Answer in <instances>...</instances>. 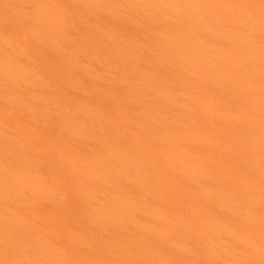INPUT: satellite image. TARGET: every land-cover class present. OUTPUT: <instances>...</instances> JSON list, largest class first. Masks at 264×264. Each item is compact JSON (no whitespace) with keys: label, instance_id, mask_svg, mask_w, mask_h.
Instances as JSON below:
<instances>
[{"label":"bare ground","instance_id":"1","mask_svg":"<svg viewBox=\"0 0 264 264\" xmlns=\"http://www.w3.org/2000/svg\"><path fill=\"white\" fill-rule=\"evenodd\" d=\"M0 264H264V0H0Z\"/></svg>","mask_w":264,"mask_h":264}]
</instances>
